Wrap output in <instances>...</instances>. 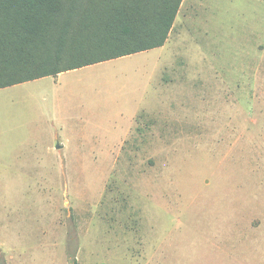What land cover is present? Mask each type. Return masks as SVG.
<instances>
[{"label":"rangeland","instance_id":"1","mask_svg":"<svg viewBox=\"0 0 264 264\" xmlns=\"http://www.w3.org/2000/svg\"><path fill=\"white\" fill-rule=\"evenodd\" d=\"M263 241L264 0H184L164 47L0 90V264H253Z\"/></svg>","mask_w":264,"mask_h":264},{"label":"trees","instance_id":"2","mask_svg":"<svg viewBox=\"0 0 264 264\" xmlns=\"http://www.w3.org/2000/svg\"><path fill=\"white\" fill-rule=\"evenodd\" d=\"M183 1L0 0V90L164 47Z\"/></svg>","mask_w":264,"mask_h":264},{"label":"crops","instance_id":"3","mask_svg":"<svg viewBox=\"0 0 264 264\" xmlns=\"http://www.w3.org/2000/svg\"><path fill=\"white\" fill-rule=\"evenodd\" d=\"M72 72V71H71ZM68 73V72H67ZM63 74H65V73H62V74H60L59 76H57V77H55V78H58V77H60L61 75H63ZM47 78H49V77H47ZM44 79V78H43ZM40 80V79H39ZM37 81V80H36ZM258 244L259 243H257L256 244V246H258ZM260 244L262 245V250H260V252H258L257 251V247H254V246H252V247H250V248H247V250H246V253H252V254H254V256H249V255H246V257L247 258H251V259H253L252 260V263L253 264H264V241L261 243L260 242ZM260 248V247H259Z\"/></svg>","mask_w":264,"mask_h":264}]
</instances>
